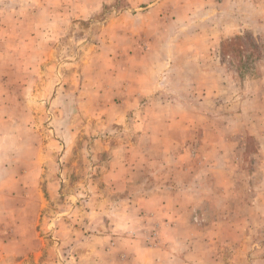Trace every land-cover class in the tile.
Returning a JSON list of instances; mask_svg holds the SVG:
<instances>
[{
    "label": "rangeland",
    "instance_id": "obj_1",
    "mask_svg": "<svg viewBox=\"0 0 264 264\" xmlns=\"http://www.w3.org/2000/svg\"><path fill=\"white\" fill-rule=\"evenodd\" d=\"M195 246L264 264V0H0V264Z\"/></svg>",
    "mask_w": 264,
    "mask_h": 264
},
{
    "label": "crops",
    "instance_id": "obj_2",
    "mask_svg": "<svg viewBox=\"0 0 264 264\" xmlns=\"http://www.w3.org/2000/svg\"><path fill=\"white\" fill-rule=\"evenodd\" d=\"M120 161H122V164L120 167L116 166L109 171V175H121L124 176V174L126 173L125 177L128 176H134V174L136 173L137 170V166H138V157L136 156V154H130L128 156H120ZM119 161V160H118ZM147 190V189H146ZM141 191V190H140ZM167 190L159 188L158 191H155L156 195L153 198H150V195H147L148 198H144L141 201H145V202H152L155 201L157 199V202H159L162 206H164L162 204V200H163V195L165 194ZM168 207V206H167ZM180 218V217H178ZM212 243L216 242V238L215 240L212 238L211 240ZM206 252V250L204 251H200L198 253V249L195 246V248H192L190 251H188V253L186 254L187 259H190V261L193 263L192 264H200L201 263V258L205 257L206 255H204ZM210 257H212V254L209 255ZM184 262V261H183ZM216 262V257L212 258V264H217Z\"/></svg>",
    "mask_w": 264,
    "mask_h": 264
}]
</instances>
